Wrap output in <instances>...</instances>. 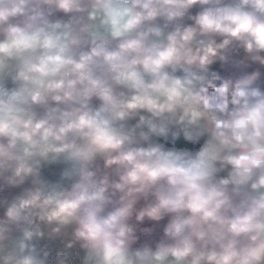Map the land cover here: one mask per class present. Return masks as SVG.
<instances>
[{
  "label": "clouds",
  "instance_id": "9594fccd",
  "mask_svg": "<svg viewBox=\"0 0 264 264\" xmlns=\"http://www.w3.org/2000/svg\"><path fill=\"white\" fill-rule=\"evenodd\" d=\"M0 264H264V0H0Z\"/></svg>",
  "mask_w": 264,
  "mask_h": 264
},
{
  "label": "crops",
  "instance_id": "0c3cea01",
  "mask_svg": "<svg viewBox=\"0 0 264 264\" xmlns=\"http://www.w3.org/2000/svg\"><path fill=\"white\" fill-rule=\"evenodd\" d=\"M153 223H155V222H152V221H148V220H146V221L144 222V226L150 227V226H152Z\"/></svg>",
  "mask_w": 264,
  "mask_h": 264
}]
</instances>
